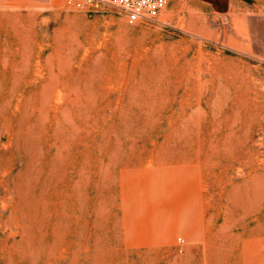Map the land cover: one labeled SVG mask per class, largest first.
<instances>
[{
	"label": "rangeland",
	"instance_id": "obj_1",
	"mask_svg": "<svg viewBox=\"0 0 264 264\" xmlns=\"http://www.w3.org/2000/svg\"><path fill=\"white\" fill-rule=\"evenodd\" d=\"M0 264H264V19L0 0Z\"/></svg>",
	"mask_w": 264,
	"mask_h": 264
},
{
	"label": "built area",
	"instance_id": "obj_2",
	"mask_svg": "<svg viewBox=\"0 0 264 264\" xmlns=\"http://www.w3.org/2000/svg\"><path fill=\"white\" fill-rule=\"evenodd\" d=\"M74 7H98L112 5L119 9L129 23L156 17L168 0H63Z\"/></svg>",
	"mask_w": 264,
	"mask_h": 264
},
{
	"label": "crops",
	"instance_id": "obj_3",
	"mask_svg": "<svg viewBox=\"0 0 264 264\" xmlns=\"http://www.w3.org/2000/svg\"><path fill=\"white\" fill-rule=\"evenodd\" d=\"M202 7H209L216 16L227 15L232 19H264V0H196Z\"/></svg>",
	"mask_w": 264,
	"mask_h": 264
},
{
	"label": "bare ground",
	"instance_id": "obj_4",
	"mask_svg": "<svg viewBox=\"0 0 264 264\" xmlns=\"http://www.w3.org/2000/svg\"><path fill=\"white\" fill-rule=\"evenodd\" d=\"M54 36V35H53ZM84 39V38H83Z\"/></svg>",
	"mask_w": 264,
	"mask_h": 264
}]
</instances>
